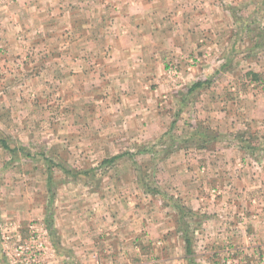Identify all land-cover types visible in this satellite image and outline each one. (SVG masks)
<instances>
[{
  "label": "rangeland",
  "instance_id": "obj_1",
  "mask_svg": "<svg viewBox=\"0 0 264 264\" xmlns=\"http://www.w3.org/2000/svg\"><path fill=\"white\" fill-rule=\"evenodd\" d=\"M131 1L0 0L2 257L18 263L15 249L36 224L48 233L46 264H82L81 215L92 221L98 209L94 223L103 225L102 207L110 205L123 216L102 242L110 245L102 249L104 264L121 248L116 226L134 231L128 260L118 264H264V0H180L191 3L189 19L173 23L189 27L193 48L165 61L156 102L168 109L157 122L171 135L153 140L144 138L143 121L118 117L131 110L120 96L107 98L80 76L90 39L114 29L110 12L123 14ZM107 3L118 7L110 11ZM182 111L193 119L178 123ZM180 130L188 135L179 146L213 147L209 155L195 151L197 173L174 150ZM206 175L213 181L204 186ZM190 178L205 188L202 200L179 193L178 179ZM106 192L111 198H102ZM129 193L128 200L119 196ZM138 207L159 228L137 227L130 212ZM137 235L145 248L136 249Z\"/></svg>",
  "mask_w": 264,
  "mask_h": 264
},
{
  "label": "crops",
  "instance_id": "obj_2",
  "mask_svg": "<svg viewBox=\"0 0 264 264\" xmlns=\"http://www.w3.org/2000/svg\"><path fill=\"white\" fill-rule=\"evenodd\" d=\"M107 4L109 5L110 11L118 7L116 3ZM188 5H191V3L180 0L131 1L128 5L129 10L125 11L123 14H116L117 10L110 12V16L114 18V22L117 23V26L114 29L107 27L104 32L93 35L90 39L92 41V43H90L91 46L86 52L81 53L82 55H80V66L84 68L82 71L80 70L82 82L85 84L91 81L94 90H99L100 92L103 91V94L106 95L107 98V95L109 94L120 96L118 98H120L122 108L125 110L129 106L131 107V110L126 113L120 111L118 117L130 120H141V122L143 121L141 125L144 127V131L147 132L144 134L146 140H153L155 137L161 139L171 135V133L166 132V130L163 131V128H161L158 123L161 119L163 121V117L165 116L168 107H164L163 101H160L161 105H157L156 99L159 98V92L164 88L162 81L165 73L166 59L169 56L177 55L182 51H184V53L186 51L188 52L193 48L191 44H189L191 38H194L189 27L188 29L185 27L178 28L175 27V23H173L182 18H184V20L181 23L188 22L187 19L189 18L185 20L184 16L185 14L190 13V10H186ZM91 6L94 8V4ZM111 21L113 20L107 21L106 26L111 23ZM167 23H170V26H166ZM86 28L89 29L88 26ZM208 37H210V35ZM212 38L213 37H211V39ZM196 72L197 69H194L192 74H195ZM146 88H149L150 93ZM112 89H114V92ZM156 89H159L157 95H155L156 93L154 91ZM150 100L153 101L151 109L149 103L152 101L150 102ZM164 102L167 103L166 101ZM163 108H166V110L164 111ZM191 117L190 115H185L182 111L181 114L178 113V123L183 120L187 121ZM105 119L109 120L110 116H106ZM153 120L155 121L154 124ZM187 123L185 122L184 124L187 125ZM178 132L179 133L175 135V139L180 142L177 143L174 150L178 153L185 154L183 158L189 161V171L197 173L199 169L197 159L200 157L195 151L202 154L207 153L209 155L208 151H212L213 147L210 145H194L189 142L185 143L188 145L179 146V143L185 141V136L188 135V132L181 130ZM164 145L165 144H161L162 149H164ZM218 148L223 149L224 146H219L217 149ZM237 148L239 149L238 146ZM147 150L148 149L142 146L140 147L141 152ZM121 157L122 155L120 158ZM241 161L245 162V160ZM185 170L187 171V169ZM109 178H111L110 175ZM203 178H200V181L204 186H206L208 182L213 181L212 177L207 176ZM181 180L183 179H180V181L178 179V183L180 185L182 184L179 189L180 194L182 191V195L186 196V198L202 200L204 195L203 190H205V188L196 186L198 183L196 179H194V181L193 179L189 181ZM183 185H188V188L184 189ZM95 191L93 193H97ZM148 195L149 194H146V196ZM119 196L124 200L130 199V193L128 196L125 194ZM102 198H111V194H108L107 192L102 193ZM107 206L106 209H103L102 207V210H105L102 216L104 219L102 220L104 221L103 225L94 223L95 214L100 211H98V209L93 210V212H96L95 214L91 213L92 221L90 214L87 215L84 212V214L81 215V220H84V222H82L80 226V244L78 248L80 251V263L82 264H104L106 262V259L104 258L105 256L103 257L104 254L102 253V249L106 248V251H108L110 245H106L102 242H107V238L110 236L111 232L114 231L111 224H117L119 222L116 218L117 214L123 216L122 212L118 213L115 209L110 208V205ZM130 214L135 217V220H137V227H144L145 229L146 227L148 229L149 226L153 228L155 226L158 227V221L155 224L152 223V212L146 213L141 207H138L135 211H131ZM14 218L15 216L13 215L14 222H17ZM127 220L128 218L125 219V221ZM89 221H91V223H89ZM130 221H133V219H130ZM18 228L25 231L26 224L19 226ZM115 230L119 232L117 233L120 240V247L123 248V250L121 251L120 248L117 252L115 250L112 251L113 255L107 258L110 264H118L123 260L127 262L129 255L128 249L126 251V247L128 248V246H132L130 240L131 238L133 239L134 236V231L132 232V230L123 229L121 231V229L118 230V226L115 227ZM138 231L139 229L136 228L135 232ZM66 237L69 238L68 241H70V243H73L75 240V238L70 239L71 235L69 234H67ZM134 240L135 243H139L136 247L137 250L139 248H145V246H143L145 241H142L138 235ZM169 245L170 243L165 241V246ZM2 246L3 244L0 239V264H11L8 258H4L6 257L5 254L4 257H2L4 252ZM75 246H77V244H72L69 248ZM113 246L116 247L115 244ZM59 256L62 258L64 257L68 262L74 261L75 259L71 254L62 256L59 254ZM141 258H143V256H141Z\"/></svg>",
  "mask_w": 264,
  "mask_h": 264
},
{
  "label": "built area",
  "instance_id": "obj_3",
  "mask_svg": "<svg viewBox=\"0 0 264 264\" xmlns=\"http://www.w3.org/2000/svg\"><path fill=\"white\" fill-rule=\"evenodd\" d=\"M28 230L29 239L20 242L15 249L14 256L19 259V262L15 264H46L44 257L47 252V230L36 224H30ZM9 240L10 236H3L4 242Z\"/></svg>",
  "mask_w": 264,
  "mask_h": 264
},
{
  "label": "trees",
  "instance_id": "obj_4",
  "mask_svg": "<svg viewBox=\"0 0 264 264\" xmlns=\"http://www.w3.org/2000/svg\"><path fill=\"white\" fill-rule=\"evenodd\" d=\"M201 85H203V83L199 82L196 85H194V88L200 87ZM187 244H188V252H190V249H189V247L191 245L190 240L187 241Z\"/></svg>",
  "mask_w": 264,
  "mask_h": 264
}]
</instances>
